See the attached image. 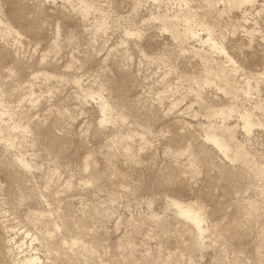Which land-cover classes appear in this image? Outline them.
<instances>
[{"label":"rangeland","instance_id":"1","mask_svg":"<svg viewBox=\"0 0 264 264\" xmlns=\"http://www.w3.org/2000/svg\"><path fill=\"white\" fill-rule=\"evenodd\" d=\"M0 264H264V0H0Z\"/></svg>","mask_w":264,"mask_h":264},{"label":"bare ground","instance_id":"2","mask_svg":"<svg viewBox=\"0 0 264 264\" xmlns=\"http://www.w3.org/2000/svg\"><path fill=\"white\" fill-rule=\"evenodd\" d=\"M37 258H38L37 256H33V257L30 256L29 258L28 257L26 258V261H31L32 263H34L37 260Z\"/></svg>","mask_w":264,"mask_h":264}]
</instances>
